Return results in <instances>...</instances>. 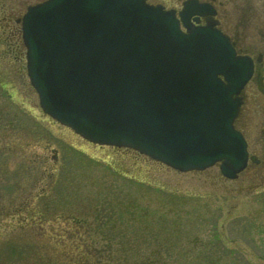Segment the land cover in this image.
Masks as SVG:
<instances>
[{
	"label": "rangeland",
	"instance_id": "1",
	"mask_svg": "<svg viewBox=\"0 0 264 264\" xmlns=\"http://www.w3.org/2000/svg\"><path fill=\"white\" fill-rule=\"evenodd\" d=\"M7 3L0 0V264H45L42 253L66 264L56 252L71 248L95 250L97 264H264V169L234 180L217 165L180 172L59 124L39 106L22 47L2 33ZM263 115L251 107L243 127L254 148Z\"/></svg>",
	"mask_w": 264,
	"mask_h": 264
},
{
	"label": "water",
	"instance_id": "2",
	"mask_svg": "<svg viewBox=\"0 0 264 264\" xmlns=\"http://www.w3.org/2000/svg\"><path fill=\"white\" fill-rule=\"evenodd\" d=\"M21 31L41 109L83 138L179 171L219 162L235 178L245 166L234 119L251 65L217 30L182 32L144 0H43Z\"/></svg>",
	"mask_w": 264,
	"mask_h": 264
},
{
	"label": "flooded vegetation",
	"instance_id": "3",
	"mask_svg": "<svg viewBox=\"0 0 264 264\" xmlns=\"http://www.w3.org/2000/svg\"><path fill=\"white\" fill-rule=\"evenodd\" d=\"M3 1H7L9 6L8 11L2 15V33L8 40H15L17 47H22L19 36L20 17L28 5L41 0ZM145 1L171 10L183 31H187V27H212L227 37L236 55L249 60L251 73L241 90L242 103L234 125L244 135L249 155L254 156V160L247 161L246 172L264 169V115L260 119V127L255 128L256 148L251 145L249 133L243 128L249 127L248 112L251 107L264 109V0ZM21 50L23 53V48Z\"/></svg>",
	"mask_w": 264,
	"mask_h": 264
},
{
	"label": "trees",
	"instance_id": "4",
	"mask_svg": "<svg viewBox=\"0 0 264 264\" xmlns=\"http://www.w3.org/2000/svg\"><path fill=\"white\" fill-rule=\"evenodd\" d=\"M59 236V235H58ZM54 242H57L56 240ZM49 245L52 244V242H49ZM48 245V246H49ZM80 247V246H79ZM18 252L15 247H11V250L9 252L10 255H13L14 253ZM62 255L64 254L66 258L69 259V262L66 264H97L96 258L97 253H95V250L88 251L84 249H81L79 251H75V248H71L70 250H60L59 252H56V255ZM39 259H44L46 261L45 264H65L61 261H59L57 258L49 256V255H39Z\"/></svg>",
	"mask_w": 264,
	"mask_h": 264
}]
</instances>
